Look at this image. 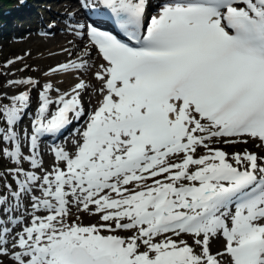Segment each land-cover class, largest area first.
Instances as JSON below:
<instances>
[{"label":"snow or ice","instance_id":"snow-or-ice-1","mask_svg":"<svg viewBox=\"0 0 264 264\" xmlns=\"http://www.w3.org/2000/svg\"><path fill=\"white\" fill-rule=\"evenodd\" d=\"M79 4L74 85L0 95V264H264V0Z\"/></svg>","mask_w":264,"mask_h":264},{"label":"bare ground","instance_id":"bare-ground-1","mask_svg":"<svg viewBox=\"0 0 264 264\" xmlns=\"http://www.w3.org/2000/svg\"><path fill=\"white\" fill-rule=\"evenodd\" d=\"M58 2H59V10L61 12L57 13V15L58 14H67V11L69 12L72 9L68 2L65 3V0L64 1L59 0ZM70 41H72L73 43H75L77 45H82V43H85V41H81L77 37L75 38L73 36H69V37L65 38L64 44H63V47L61 48V50L56 51V50H52L51 48L46 47L50 42L53 43L52 38L47 37L44 39V46H45L44 49H42L40 51L33 52L34 56L38 60V72L35 73V75H36L35 79L36 80L43 79L45 82H50L54 85V88H59L61 91L68 90V89H70L71 86L74 85V83L76 81L69 76H64L61 74H52L50 76H45V73L48 72V70L51 67H55L59 62H64L66 60L67 54L62 52V49H70L72 47V44L69 43ZM29 44H31V43H29ZM31 54H32V52H31ZM47 54L49 55V57H47ZM93 57H95V52H93ZM72 58L74 59L75 56H73ZM54 63H56V64H54ZM12 73H10V75ZM88 79H91V77H88ZM92 83H95V81L93 80ZM94 100L95 99H93V101ZM67 145H68V147H71L70 142H67ZM240 146L242 147L245 145H240ZM247 146H253V145L250 143ZM255 150H257L259 154L264 155V151H261V149H258L255 147ZM44 162H45L46 166L50 167L51 163H52V157H50V156L44 157ZM81 216L84 220V223H86V224L91 223V222H95V219H96L95 217H89L85 214H81ZM216 246H217V244H216V242H214L213 243V249H215ZM8 262H11V261L8 260Z\"/></svg>","mask_w":264,"mask_h":264},{"label":"rangeland","instance_id":"rangeland-1","mask_svg":"<svg viewBox=\"0 0 264 264\" xmlns=\"http://www.w3.org/2000/svg\"><path fill=\"white\" fill-rule=\"evenodd\" d=\"M34 2L37 3V1H34ZM59 12L61 11L59 10V7H58V9L54 11L55 16ZM10 42H12V44H8V41L5 42L4 44L0 42V95H2L3 93L11 94L12 92L18 91L17 88L6 86L7 81L12 80L14 76H16L17 74L21 75L23 77L22 79L31 78V76H28V74L30 75H33V74L26 73L24 67L29 66L32 69L31 71H35L36 68H38V60L36 59V57H34V54H33V52L35 51L32 50L31 51L32 54H26L25 39L20 38L17 41L12 40ZM15 43L17 46L14 48V50L10 52L5 51L8 47L12 46ZM9 60L14 61V62L8 65L7 67H5V65L7 64ZM10 73H12L14 76L12 74L11 76ZM27 87L28 86H25L26 89H23V90H27ZM227 148L230 149V147H227ZM6 162H10V161L8 159L5 161L4 158H0V167ZM10 164L12 163L10 162ZM2 167L4 168V170H1L0 172H4L6 170L5 165H3ZM7 181L8 180H4L3 178H0V183L3 184V186L5 183H7ZM0 193H3L5 195V192L3 191ZM40 214H43V213H40ZM19 229L20 227L17 226L16 230L18 231ZM4 264H12V262H8L7 258H4Z\"/></svg>","mask_w":264,"mask_h":264}]
</instances>
